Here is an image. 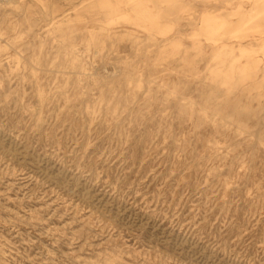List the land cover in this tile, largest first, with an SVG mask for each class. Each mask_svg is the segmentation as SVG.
Segmentation results:
<instances>
[{"label":"rangeland","instance_id":"rangeland-1","mask_svg":"<svg viewBox=\"0 0 264 264\" xmlns=\"http://www.w3.org/2000/svg\"><path fill=\"white\" fill-rule=\"evenodd\" d=\"M0 264H264V0H0Z\"/></svg>","mask_w":264,"mask_h":264},{"label":"bare ground","instance_id":"bare-ground-1","mask_svg":"<svg viewBox=\"0 0 264 264\" xmlns=\"http://www.w3.org/2000/svg\"><path fill=\"white\" fill-rule=\"evenodd\" d=\"M112 1V0H111ZM136 2V1H135ZM134 3V2H133ZM139 3V2H138ZM130 5V4H129ZM142 5V4H141ZM144 5V4H143ZM109 6H110V4H109ZM134 6V5H133ZM138 6V5H137ZM173 6V5H172ZM108 8V7H107ZM136 8H138V7H136ZM126 9H127V7H126ZM147 10V9H146ZM110 11V10H109ZM129 11V10H128ZM127 11V12H128ZM148 12V11H147ZM150 13V12H149ZM148 20V19H147Z\"/></svg>","mask_w":264,"mask_h":264}]
</instances>
